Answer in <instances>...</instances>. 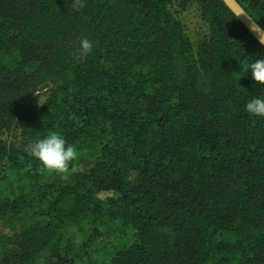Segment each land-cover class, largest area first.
I'll return each instance as SVG.
<instances>
[{"label":"trees","instance_id":"16d2710c","mask_svg":"<svg viewBox=\"0 0 264 264\" xmlns=\"http://www.w3.org/2000/svg\"><path fill=\"white\" fill-rule=\"evenodd\" d=\"M74 3L0 0V264H264V47L221 0ZM51 132L64 173L25 151Z\"/></svg>","mask_w":264,"mask_h":264},{"label":"clouds","instance_id":"9594fccd","mask_svg":"<svg viewBox=\"0 0 264 264\" xmlns=\"http://www.w3.org/2000/svg\"><path fill=\"white\" fill-rule=\"evenodd\" d=\"M77 10L84 7L83 0H75L73 5ZM251 30L256 32L259 43L264 45V27L259 24H251ZM80 47L85 54L93 51V42L87 38L80 41ZM241 72L251 71L252 80L264 86V59H257L248 64H240ZM245 111L255 117L264 118V96H255L245 103ZM25 151L34 159L39 161L42 168L48 172L64 173L68 171L70 163L78 158L77 148L67 143L59 132H51L42 139L29 143Z\"/></svg>","mask_w":264,"mask_h":264},{"label":"rangeland","instance_id":"374dc122","mask_svg":"<svg viewBox=\"0 0 264 264\" xmlns=\"http://www.w3.org/2000/svg\"><path fill=\"white\" fill-rule=\"evenodd\" d=\"M173 14L175 17L181 21L186 29L187 33L192 41V45L197 49L198 45L201 43V41L208 35V24L205 22H202L200 19V14L198 12L197 7H192L185 13L179 12L178 10L175 11V7L173 6ZM43 94H40L39 97H41ZM3 139H11L7 138V136H3ZM13 142V139H12ZM18 142H20V138L18 136Z\"/></svg>","mask_w":264,"mask_h":264},{"label":"water","instance_id":"95a60500","mask_svg":"<svg viewBox=\"0 0 264 264\" xmlns=\"http://www.w3.org/2000/svg\"><path fill=\"white\" fill-rule=\"evenodd\" d=\"M226 8L238 19L249 34L259 43V35L251 30L253 21L257 23L236 0H221ZM264 47V45H262Z\"/></svg>","mask_w":264,"mask_h":264}]
</instances>
